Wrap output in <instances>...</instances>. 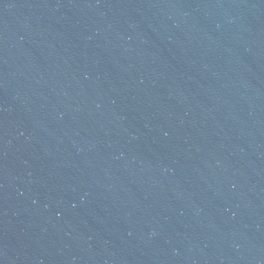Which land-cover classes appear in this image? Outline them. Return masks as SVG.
<instances>
[{
    "label": "water",
    "instance_id": "1",
    "mask_svg": "<svg viewBox=\"0 0 264 264\" xmlns=\"http://www.w3.org/2000/svg\"><path fill=\"white\" fill-rule=\"evenodd\" d=\"M0 264H264V0H0Z\"/></svg>",
    "mask_w": 264,
    "mask_h": 264
}]
</instances>
